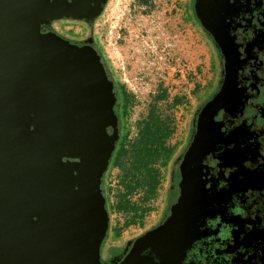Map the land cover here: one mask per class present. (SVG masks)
Instances as JSON below:
<instances>
[{
    "label": "flooded vegetation",
    "instance_id": "flooded-vegetation-1",
    "mask_svg": "<svg viewBox=\"0 0 264 264\" xmlns=\"http://www.w3.org/2000/svg\"><path fill=\"white\" fill-rule=\"evenodd\" d=\"M55 1L61 5L51 6ZM108 1L76 0L75 4L66 5L60 0H44L45 4L39 7L42 16L38 28L45 41L54 35L70 45L89 47L97 55L115 98L112 108L116 123L106 129L116 137L112 156L122 126L116 89L120 82L114 79L93 32L94 22ZM201 1L205 5L209 0ZM210 1L215 4L205 5L204 9L215 11L209 23L211 30L195 12L196 0L191 2L190 15L210 47L211 82L191 110L186 134L169 168L163 208L148 226L143 223L145 216L133 217L139 230L126 235L119 233L108 217L109 207L103 193L110 156L99 182L108 218L98 248L99 264H264V0ZM62 6L69 11L79 7L87 17L62 15L51 20L49 17L56 16ZM13 23L16 25V19ZM21 86L14 88L17 96L12 100L6 85L0 86V111L13 105L12 102L18 104L23 94ZM30 86L31 95L38 92V86ZM34 128L32 124L30 130ZM12 133L16 137V143L12 144L14 152L0 139L2 158L6 153L20 152L25 142L19 139L17 129ZM50 148L51 145L43 151ZM61 160L75 162L79 158L65 156ZM52 176H62L67 182L66 172H52ZM90 221L88 215L87 223ZM125 224L122 222L120 226ZM81 226H76L79 232ZM95 240L90 239V244Z\"/></svg>",
    "mask_w": 264,
    "mask_h": 264
},
{
    "label": "water",
    "instance_id": "water-1",
    "mask_svg": "<svg viewBox=\"0 0 264 264\" xmlns=\"http://www.w3.org/2000/svg\"><path fill=\"white\" fill-rule=\"evenodd\" d=\"M201 2L196 0L195 12L211 30L215 11L204 7L215 3ZM44 4L0 0V86L6 85L11 100L21 83L23 93L18 104L0 111V139L11 152L16 143L12 130L25 141L20 152L0 156V264H99L98 248L108 222L99 182L116 139L106 130L116 123L115 98L89 47L70 45L54 35L43 40L38 21ZM66 9L62 6L49 18L87 17L79 7ZM30 85L39 88L34 95ZM65 156L79 161L64 163ZM61 171L67 173V182L51 177Z\"/></svg>",
    "mask_w": 264,
    "mask_h": 264
},
{
    "label": "rangeland",
    "instance_id": "rangeland-1",
    "mask_svg": "<svg viewBox=\"0 0 264 264\" xmlns=\"http://www.w3.org/2000/svg\"><path fill=\"white\" fill-rule=\"evenodd\" d=\"M192 0H109L94 22L114 79L123 84L130 99L126 128L129 140L137 138L139 123L150 108L174 127L167 145L173 148L170 161L157 163L162 174L156 196L146 203L143 223L148 226L159 216L168 188L169 168L184 138L197 97L202 99L211 82L210 47L191 18ZM164 91L163 99H158ZM121 169H111L105 179L108 217L119 233L137 232L131 213L115 208ZM139 194H142L139 191ZM139 194L131 197L141 203ZM126 222L125 227L120 224ZM124 231V232H123ZM109 239L112 232L109 231ZM116 239V238H115Z\"/></svg>",
    "mask_w": 264,
    "mask_h": 264
},
{
    "label": "trees",
    "instance_id": "trees-1",
    "mask_svg": "<svg viewBox=\"0 0 264 264\" xmlns=\"http://www.w3.org/2000/svg\"><path fill=\"white\" fill-rule=\"evenodd\" d=\"M116 89L119 96L122 126L105 178L111 169L115 167L121 169L118 179V186L121 190L117 193L114 208L118 212L131 213L134 218L138 219L146 213L148 210L146 203L156 196V191L160 186L162 174L157 167L158 161L164 156L165 159L161 163L166 166L173 154L174 150L167 145V141L173 134L174 127L169 121L161 118L153 108H150L146 117L139 123L137 138L130 141L126 128L129 95L121 83ZM163 95L164 91H161L158 99H163ZM139 191L142 194H139ZM106 192L108 191L103 187L105 198ZM137 193L141 200L140 204L131 199Z\"/></svg>",
    "mask_w": 264,
    "mask_h": 264
}]
</instances>
